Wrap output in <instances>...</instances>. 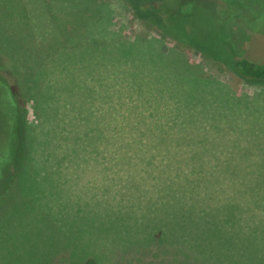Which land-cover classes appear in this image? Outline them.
<instances>
[{
    "label": "rangeland",
    "instance_id": "1",
    "mask_svg": "<svg viewBox=\"0 0 264 264\" xmlns=\"http://www.w3.org/2000/svg\"><path fill=\"white\" fill-rule=\"evenodd\" d=\"M242 58L264 0H0V264H264Z\"/></svg>",
    "mask_w": 264,
    "mask_h": 264
},
{
    "label": "trees",
    "instance_id": "2",
    "mask_svg": "<svg viewBox=\"0 0 264 264\" xmlns=\"http://www.w3.org/2000/svg\"><path fill=\"white\" fill-rule=\"evenodd\" d=\"M98 9L96 13H98ZM124 46L131 47L133 45L126 43V41H121L120 45L117 46L116 48L124 47ZM164 62L167 68H169L171 73L173 74L175 73L176 75H179L180 77L182 76L186 77L187 79L190 78L192 81L191 83H194V86L192 88H200L201 86H204V81L196 77L197 73L195 70L189 69L187 67L183 68L182 66H180V68H176L175 62L174 61L172 62V60H170L169 65L165 60ZM177 62L178 61H176V63ZM234 68L237 71V73L246 81H250V82L264 81V63H255V62L248 60L247 58H242L234 62ZM199 83H203V84H199ZM207 88L211 89L209 86ZM250 149L251 151L257 153L255 149L253 148H250Z\"/></svg>",
    "mask_w": 264,
    "mask_h": 264
}]
</instances>
